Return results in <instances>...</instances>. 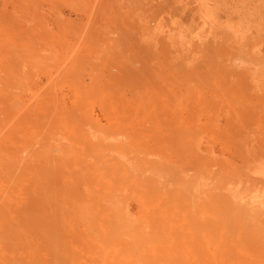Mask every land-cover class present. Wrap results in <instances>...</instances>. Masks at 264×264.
<instances>
[{
	"label": "rangeland",
	"instance_id": "rangeland-1",
	"mask_svg": "<svg viewBox=\"0 0 264 264\" xmlns=\"http://www.w3.org/2000/svg\"><path fill=\"white\" fill-rule=\"evenodd\" d=\"M0 264H264V0H0Z\"/></svg>",
	"mask_w": 264,
	"mask_h": 264
},
{
	"label": "bare ground",
	"instance_id": "bare-ground-1",
	"mask_svg": "<svg viewBox=\"0 0 264 264\" xmlns=\"http://www.w3.org/2000/svg\"><path fill=\"white\" fill-rule=\"evenodd\" d=\"M76 194H77V193H76ZM77 195H78V194H77ZM83 196H84V195H83ZM84 197H85V196H84ZM80 203H81V205H83V206L79 205L80 207L78 206V207H77V208H75L74 210H79V209H80V211H82V210H83V211H82V212H83V214H84V212H85V213H87V211H88L87 215H86V214H84V216L86 215V216H85V218H87V216H88V215L91 213V210L89 209V206H90V205H88V203H87V202H86L87 204H86V203H84V202H80ZM85 204H86V205H85ZM72 206H73V205H72ZM72 206H71V207H72ZM85 206H87V207H88V210L86 209L87 207H85ZM82 207H83V208H85V209H83ZM81 208H82V209H81ZM67 210H68V208H67ZM72 210H73V207H72ZM72 210H71V211H72ZM85 210H86V211H85ZM89 212H90V213H89ZM73 213H74V212H73ZM66 214H67V219H69V218H68V213H67V212H66ZM69 214H70V213H69ZM73 216H74V215H73ZM89 216L91 217V215H89ZM58 218H59V216H58ZM72 218H73V217H72ZM67 219H66V221H67ZM78 221L80 222V220H79V219H78ZM82 221H83V220H82ZM75 223H77V221H76V220H75Z\"/></svg>",
	"mask_w": 264,
	"mask_h": 264
}]
</instances>
